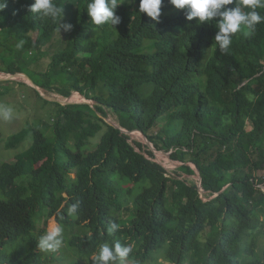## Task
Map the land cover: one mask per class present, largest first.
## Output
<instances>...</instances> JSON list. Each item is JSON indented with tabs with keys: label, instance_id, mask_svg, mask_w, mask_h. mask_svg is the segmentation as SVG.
<instances>
[{
	"label": "trees",
	"instance_id": "16d2710c",
	"mask_svg": "<svg viewBox=\"0 0 264 264\" xmlns=\"http://www.w3.org/2000/svg\"><path fill=\"white\" fill-rule=\"evenodd\" d=\"M3 2L0 72L26 75L67 18L65 41L34 83L63 97L76 92L93 105L57 104L50 135L27 127L7 138L9 150L29 137L32 143L13 163H0V264H46L38 210L84 231L65 241L80 258L73 264H94L103 244L116 243L131 248L125 260L132 264H264V247L257 254L254 239L264 226V131L250 121L252 114L264 121V22L233 34L222 51L215 20L188 21L169 0H162L159 23L139 12V0H117L116 25L93 24L91 0H53L56 17L32 12L34 0ZM256 11L264 16V8ZM63 120L77 129L61 135ZM167 120L175 121L170 144L152 134ZM121 130H137L156 151H172L180 167L168 174L148 145ZM214 145L226 171L209 154ZM196 172L202 195L183 178ZM116 177L132 187H118Z\"/></svg>",
	"mask_w": 264,
	"mask_h": 264
},
{
	"label": "rangeland",
	"instance_id": "374dc122",
	"mask_svg": "<svg viewBox=\"0 0 264 264\" xmlns=\"http://www.w3.org/2000/svg\"><path fill=\"white\" fill-rule=\"evenodd\" d=\"M69 7L65 8V12L68 13ZM67 25V18H65L64 22L61 23V30L56 36V40H53V45L49 44V49L47 50L45 56L39 58L37 61L32 60V65L27 68L26 76L30 79L32 83L40 81V77L37 76L39 73H44L51 62L52 54L59 48V42L65 41V26ZM55 37V36H54ZM52 45V46H51ZM51 46V47H50ZM41 50H44L41 48ZM25 75V74H24ZM25 80V79H24ZM24 81L22 79H17L15 76L12 77H3L0 78V105L6 106L11 108L12 116L8 120H4L0 118V163H13L16 158L23 152L24 150L28 149L32 143V138L29 137L27 140L22 143L16 149H7L5 147V143L8 137L19 133L21 130L27 127H37L44 131L46 135H50L51 130L49 127L53 126L56 123V115H57V104L59 105H75V104H88L90 106L93 105L91 101H86L83 98L75 99L74 95L76 92H72L70 96L67 97L61 96L56 91L50 90L45 91L43 89L40 90L41 94L46 96L49 103H45L41 98L36 96L34 93V89L27 85L23 84ZM35 84V83H34ZM36 85V84H35ZM53 86L64 89L67 86L61 85L59 83L53 84ZM39 94V93H38ZM41 97V96H40ZM109 121H114V117L106 118ZM250 121L252 126H256L259 128L260 131H264V121L258 118L256 115L250 116ZM116 124V123H115ZM77 124L73 120H63L62 124L59 128V132L61 135L65 136L67 133L72 132L77 129ZM105 127L103 126V130L99 132L93 139L90 140L89 144L87 145V150H93L97 143L99 142L100 137L102 136ZM152 134L159 135L166 144H170L175 135V121L167 120L165 122L159 123L158 128L152 131ZM131 139L138 141L142 144H147L146 140L141 136H130ZM169 152L164 151H155V159L159 163H162L169 171L175 172L178 167H180L179 163L174 162L171 159V155L168 156ZM209 154L212 155V160H217L223 166L224 170L228 169V162L224 158V154L218 150V148L214 145L209 150ZM178 165V167H175ZM189 181L196 183V189H200L199 184V175L196 172L193 176L185 177ZM116 185L122 189H125L127 186L132 187L129 185L128 182L121 180L119 178L113 179ZM198 184V187H197ZM264 191V187H262ZM201 194H203L202 190L200 189ZM171 192H168V196H170ZM2 195L0 194V199H2ZM205 198V197H204ZM207 198H205L206 200ZM37 233L41 231H46L47 226L50 223H56L54 218L48 219L44 213V210L37 211V216L35 218ZM59 226V225H58ZM62 229L61 233V245L55 251H44L43 255L48 257V261L46 264H73L79 261V257L77 256L74 249H71L67 246L65 241L69 239L73 235H81L84 231L76 226L67 227L64 225H60ZM255 242H256V253L260 254L261 248L264 247V226L259 225L258 229L255 233ZM162 251L157 253V258H161ZM81 264H88V261L82 260ZM124 264H132L131 260H125ZM151 264V263H148Z\"/></svg>",
	"mask_w": 264,
	"mask_h": 264
},
{
	"label": "clouds",
	"instance_id": "9594fccd",
	"mask_svg": "<svg viewBox=\"0 0 264 264\" xmlns=\"http://www.w3.org/2000/svg\"><path fill=\"white\" fill-rule=\"evenodd\" d=\"M169 3L177 10H184L188 21L195 20L197 24H205L215 20V26L218 29L215 42L222 51L229 49L233 34L242 28L252 30L257 24L264 22V16L256 11L257 8H264V0H240V3L235 7H227L232 5L234 0H169ZM161 4L162 0H139L138 9L153 22L159 23ZM5 6L3 0H0V11H3ZM116 7L117 0H91L87 6V13L95 25H103L108 22L116 25L120 22V18L114 13ZM242 8H247L249 11H242ZM31 11L52 17H56L60 13V9L55 6L53 0H34ZM70 28V25L65 26L66 31ZM12 111L11 108L0 105V118L10 119ZM75 210L76 205H73L69 212L72 213ZM112 228L114 229L115 226L113 225ZM61 233V227L50 223L45 233L40 237L39 247L41 250L55 251L58 249L62 243ZM130 252V247L121 246L119 243L111 247L108 244H103L98 255L93 258L94 264H124Z\"/></svg>",
	"mask_w": 264,
	"mask_h": 264
},
{
	"label": "water",
	"instance_id": "95a60500",
	"mask_svg": "<svg viewBox=\"0 0 264 264\" xmlns=\"http://www.w3.org/2000/svg\"><path fill=\"white\" fill-rule=\"evenodd\" d=\"M12 76H15V77L23 76V77H25L26 80H24V81L26 82V84L29 85V86H31L35 91H37V92L39 93V95H40L43 99H45V100H47V101L51 99V98L48 99V98H46V96L42 95L41 92H40L41 88H39V87L36 86L34 83H32V82L30 81V79H29L26 75L20 73V74L8 75L7 77H12ZM75 94H77L78 96H80V97H82L84 100H86L82 95H80V94H78V93H75ZM51 100L53 101V99H51ZM86 101L89 102V100H86ZM89 103H90V102H89ZM87 105H88V104H87ZM89 106H90V105H89ZM104 121H105L109 126H112V127H114V128H118L117 124H115L114 122L109 121V120H107L106 118L104 119ZM121 131H122L123 133H125L126 135L131 136V135H132L135 131H137V130H134V131L121 130ZM137 132H139V131H137ZM139 133H140V132H139ZM140 135L146 140V143H147L146 145H148V147H150L151 150H155V149L153 148L152 144L148 142L147 138H146L144 135H142L141 133H140ZM200 189H201V186H200Z\"/></svg>",
	"mask_w": 264,
	"mask_h": 264
},
{
	"label": "built area",
	"instance_id": "2783aa9c",
	"mask_svg": "<svg viewBox=\"0 0 264 264\" xmlns=\"http://www.w3.org/2000/svg\"><path fill=\"white\" fill-rule=\"evenodd\" d=\"M8 75H10V74H5V73H1L0 72V78H3V77H7ZM24 81V80H23ZM23 84H26V82L24 81V83ZM134 133H137V134H140L139 132H137V131H135ZM133 133V134H134ZM132 134V135H133ZM133 136H135V135H133ZM150 148V147H149ZM153 151V153L156 151V150H152ZM172 153V151H170V153L168 154V156L170 155ZM154 162H156L157 164H159L168 174H173L172 173V171H169L162 163H159L158 161H157V159H155V155H154ZM177 163V162H176ZM179 165H181V164H179ZM175 167H178V165H176ZM199 184H200V178H199ZM200 186V185H199ZM197 187H198V184H197ZM202 190V189H201ZM198 191H199V193L201 194V192H200V189L198 188ZM202 193H204V192H202ZM202 195V194H201Z\"/></svg>",
	"mask_w": 264,
	"mask_h": 264
},
{
	"label": "bare ground",
	"instance_id": "6f19581e",
	"mask_svg": "<svg viewBox=\"0 0 264 264\" xmlns=\"http://www.w3.org/2000/svg\"><path fill=\"white\" fill-rule=\"evenodd\" d=\"M17 78V77H16ZM17 79H19V78H17Z\"/></svg>",
	"mask_w": 264,
	"mask_h": 264
}]
</instances>
